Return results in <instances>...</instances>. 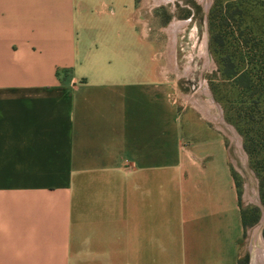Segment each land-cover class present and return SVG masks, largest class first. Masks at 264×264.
I'll return each instance as SVG.
<instances>
[{"label": "crops", "instance_id": "obj_1", "mask_svg": "<svg viewBox=\"0 0 264 264\" xmlns=\"http://www.w3.org/2000/svg\"><path fill=\"white\" fill-rule=\"evenodd\" d=\"M136 9L0 0V264H240L212 100L187 105Z\"/></svg>", "mask_w": 264, "mask_h": 264}, {"label": "rangeland", "instance_id": "obj_2", "mask_svg": "<svg viewBox=\"0 0 264 264\" xmlns=\"http://www.w3.org/2000/svg\"><path fill=\"white\" fill-rule=\"evenodd\" d=\"M229 1L232 0H136V13L149 32L154 34L161 52L166 51V56L171 61L167 75L171 84H175L187 96V105L193 104L201 110L194 101L204 105L207 98L212 100L214 116L201 111L216 122L230 146L231 168L247 228L241 243V264H264V260H261L263 253L258 249L261 244L257 239L259 237L264 242V206L260 201L259 177L255 169L260 167L257 162L259 158L245 152L239 130L225 117L223 101L214 91L219 75L214 55L208 47V12L214 4H225ZM172 22L184 23L174 35L166 31ZM170 40L173 43L170 47L171 53L169 49L167 52ZM175 99L178 101V98Z\"/></svg>", "mask_w": 264, "mask_h": 264}, {"label": "trees", "instance_id": "obj_3", "mask_svg": "<svg viewBox=\"0 0 264 264\" xmlns=\"http://www.w3.org/2000/svg\"><path fill=\"white\" fill-rule=\"evenodd\" d=\"M207 27L219 75L214 91L223 101L226 119L239 130L245 152L259 158L255 169L264 206V1L214 4ZM262 234L264 238V228Z\"/></svg>", "mask_w": 264, "mask_h": 264}, {"label": "bare ground", "instance_id": "obj_4", "mask_svg": "<svg viewBox=\"0 0 264 264\" xmlns=\"http://www.w3.org/2000/svg\"><path fill=\"white\" fill-rule=\"evenodd\" d=\"M200 2H203V1H205V0H199ZM183 22L182 23H180V22H172L171 23V28L173 29L172 30V32H173V35L179 30V29H181V27L183 26ZM176 28V30H174ZM201 38V37H200ZM203 39V38H202ZM194 41V40H193ZM202 45V44H201ZM209 105L211 106V107H213V103H209ZM254 239V238H253ZM258 240H259V242H260V244H261V246L258 248L259 249V251H261L262 253H263V255H262V259L261 260H264V249H261V248H264V242L258 237L257 238ZM258 253V252H257ZM260 253V252H259ZM261 254V253H260ZM256 255V254H255ZM259 255V254H258ZM253 259H255V258H253ZM254 262V261H253ZM257 264H258V262H257ZM260 264V263H259Z\"/></svg>", "mask_w": 264, "mask_h": 264}, {"label": "water", "instance_id": "obj_5", "mask_svg": "<svg viewBox=\"0 0 264 264\" xmlns=\"http://www.w3.org/2000/svg\"><path fill=\"white\" fill-rule=\"evenodd\" d=\"M263 224H264V223H263ZM263 224H262V225H260L259 227H260V228H262Z\"/></svg>", "mask_w": 264, "mask_h": 264}]
</instances>
